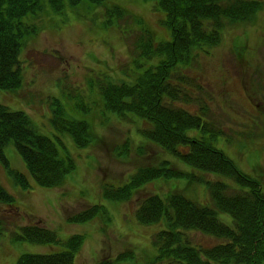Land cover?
Returning <instances> with one entry per match:
<instances>
[{
    "label": "rangeland",
    "instance_id": "374dc122",
    "mask_svg": "<svg viewBox=\"0 0 264 264\" xmlns=\"http://www.w3.org/2000/svg\"><path fill=\"white\" fill-rule=\"evenodd\" d=\"M261 1L263 9L255 21L229 24L218 46L201 53L193 65L183 67L182 73L187 76L184 90L190 97L176 104L200 111L219 132L216 146L242 171L257 176L264 187V0ZM41 4V12L24 18L27 23H36L41 32L28 41L22 52L23 86L15 92L0 90V103L28 113L39 132L54 140L63 155H71L76 169L62 187H40L28 175L16 147H6L10 167L25 174L30 187L21 189L0 162V183L16 198L14 206L0 202V264H16L24 253L63 250L58 245L11 241L14 232L30 224L54 230L61 239L83 234L85 243L75 264L131 263L118 259L122 253H134L137 261L146 263L155 251L152 242L159 226L138 223V202L176 188L207 204L209 190L206 184L188 186L182 181L161 179L141 188L129 201L104 198V185L124 184L138 167L154 165L162 159L170 160L179 169L186 167L141 135L146 127L141 120L109 114L103 104L100 106L97 93L104 75L116 80L127 77L124 72L131 64L133 43L142 28L153 30L156 41L171 39L170 30L163 24L165 12L154 1L106 0V6L118 4L129 11L119 20L121 32L115 27H103L104 7L90 0L76 6L64 0L62 12L55 11L50 0H41ZM55 99L70 117L87 120L96 128L93 144L79 148L70 134L54 129L51 119ZM78 103L81 108H76ZM120 150L126 154L121 156ZM204 178L226 181L212 174ZM95 204L103 205L111 220L69 222L71 216ZM220 218L232 224L228 214H220ZM190 238L205 248L221 242L201 233H191Z\"/></svg>",
    "mask_w": 264,
    "mask_h": 264
},
{
    "label": "trees",
    "instance_id": "16d2710c",
    "mask_svg": "<svg viewBox=\"0 0 264 264\" xmlns=\"http://www.w3.org/2000/svg\"><path fill=\"white\" fill-rule=\"evenodd\" d=\"M76 6L82 0H69ZM104 7L103 27L118 28L129 11L118 4L106 6V0H90ZM154 1L165 12L163 24L171 39L156 41L155 33L142 28L132 48V61L126 78L104 75L98 82L97 100L109 114L131 115L146 127L141 135L180 161L186 169L175 167L168 159L141 166L119 186H103L104 198L129 201L149 183L177 180L188 186L206 184L210 202L205 204L176 188L160 195L151 194L138 202L136 220L143 226H159L154 236L151 258L136 260L134 253H122L118 259L129 264H264V187L259 178L242 171L237 162L219 149L217 132L200 111H190L176 102L189 99L184 90L187 76L183 67L193 65L201 53L218 46L229 24L255 21L263 9L261 0H145ZM55 11L64 10V0H50ZM42 11L41 0H0V90L15 92L23 86L22 52L28 41L41 30L24 21ZM123 32V30L121 31ZM33 39V38H32ZM76 108L81 105L76 104ZM204 114V111H201ZM54 129L68 133L79 148L93 144L96 128L87 120L70 117L64 105L53 102ZM189 132H192L191 134ZM209 132V135L206 134ZM60 142V140H59ZM13 144L21 155L25 170L44 188H59L76 169L71 155H63L56 142L39 132L25 111L12 110L0 103V162L21 189L30 187L25 174L12 169L6 147ZM122 156L125 150H120ZM212 174L224 180L204 178ZM186 186V185H185ZM0 202L14 206L15 196L0 183ZM220 214H228L232 224ZM111 217L101 204H95L69 218L82 224ZM191 233H201L221 242L202 247L192 242ZM14 243L31 242L62 246L49 254H22L16 264H75L84 243L83 234L61 239L47 227L30 224L11 235Z\"/></svg>",
    "mask_w": 264,
    "mask_h": 264
}]
</instances>
